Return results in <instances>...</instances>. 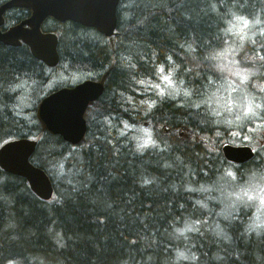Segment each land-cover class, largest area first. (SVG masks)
Instances as JSON below:
<instances>
[{
	"label": "trees",
	"instance_id": "1",
	"mask_svg": "<svg viewBox=\"0 0 264 264\" xmlns=\"http://www.w3.org/2000/svg\"><path fill=\"white\" fill-rule=\"evenodd\" d=\"M232 13L264 27V0H119L113 38L44 20L42 30L58 38L54 67L24 44L0 43V145L36 139L31 163L54 189L42 200L23 177L0 168V264H264V230L241 227L248 208L218 220L222 234L213 226L226 165L237 179L258 155L242 167L227 160L222 145L238 136L204 101L222 80L214 65L230 41ZM28 15L15 9L6 25ZM161 69L172 80L170 95L160 91ZM76 74L104 79L84 114L85 137L72 145L47 131L36 111L41 97ZM145 121L154 143L141 148L133 127ZM239 137L264 150V127Z\"/></svg>",
	"mask_w": 264,
	"mask_h": 264
},
{
	"label": "water",
	"instance_id": "2",
	"mask_svg": "<svg viewBox=\"0 0 264 264\" xmlns=\"http://www.w3.org/2000/svg\"><path fill=\"white\" fill-rule=\"evenodd\" d=\"M119 0H6L0 4V26L3 14L10 8L32 10L25 21L0 29V42L16 46L24 42L32 56L47 66H55L59 60L57 36L42 32V21L51 16L58 21L70 20L94 27L106 36L114 34L116 8ZM25 24V25H24ZM103 92V82L84 80L74 86L62 87L46 95L39 103L37 117L46 129L60 135L71 144L79 143L86 132L84 112L91 101ZM37 142L26 137L9 140L0 146V168L9 174L23 177L32 193L42 200H49L54 193L53 185L40 167L30 158ZM222 152L226 159L244 162L253 157L249 145L225 143Z\"/></svg>",
	"mask_w": 264,
	"mask_h": 264
},
{
	"label": "rangeland",
	"instance_id": "3",
	"mask_svg": "<svg viewBox=\"0 0 264 264\" xmlns=\"http://www.w3.org/2000/svg\"><path fill=\"white\" fill-rule=\"evenodd\" d=\"M243 19H238V18ZM255 20L245 26L244 21ZM257 19L244 17L238 13H232L228 19L225 30L230 34V41L225 49L221 52L223 67L215 64V69H222V80L208 91V97L205 102L208 103L209 110L214 117H220L225 126L229 127L233 134H237V139L230 142L235 144L247 143L258 155L255 161L248 168H243L239 177L236 179V167L231 163L226 165V170L218 178L215 191L218 193L222 203V209L215 211L213 226L216 232L222 234L223 231L218 227V220L233 217L242 212V209H249L250 212L243 213L244 223L241 225L242 230L249 232H260L264 230V150L258 148L253 140L247 141L240 139L239 135L251 136L257 134L264 127V27L255 23ZM257 33V34H254ZM262 41V50L254 39ZM260 58V61L257 60ZM241 72L247 79L235 73ZM74 73V72H73ZM161 71L160 91L163 94H172V84H168L163 79L166 74ZM82 74H76L70 77V82L77 81ZM246 94L251 95V100L246 99ZM191 94H188L189 97ZM252 102L254 112L245 115L243 108L249 102ZM31 106V103H26ZM259 105V107H257ZM138 134L143 135L139 139V145L150 134L148 121H145L140 127H133ZM147 130V132H145ZM248 134V135H247ZM231 171L234 175H228ZM249 171V172H247ZM228 175V176H227ZM208 200H211V190L204 189ZM247 193V194H246ZM249 196L252 198L249 199ZM205 207L208 203L203 204ZM207 209V208H205ZM244 210V211H245ZM206 223H198L197 229Z\"/></svg>",
	"mask_w": 264,
	"mask_h": 264
},
{
	"label": "snow or ice",
	"instance_id": "4",
	"mask_svg": "<svg viewBox=\"0 0 264 264\" xmlns=\"http://www.w3.org/2000/svg\"><path fill=\"white\" fill-rule=\"evenodd\" d=\"M238 19H243V18L241 17V18H238ZM247 23H248L247 21H244L245 26L247 25ZM219 67L222 68L223 65H219ZM161 71H163V69H161ZM235 74L238 75V76H241L242 79H247V77L244 76V75H242L241 72H237V73H235ZM163 79H164L165 81H167L168 84H172V80L170 79L169 76H164ZM161 93H163V89L161 90ZM185 94L188 95L189 93L186 91ZM257 107H259V105H257ZM251 112H253V107H252V102L250 101L247 105L244 106V108H243V113H244L245 115H247L248 113H251ZM145 132H147V130H145ZM151 143H154V141H152L151 136H150V134H149V135L147 136V138L144 140V143H143L142 145H140L139 147L143 148L145 145H148V144H151ZM228 175H234V174H233L231 171H229V172H228ZM246 194H247V193H246ZM251 198H252V197L249 196V199H251Z\"/></svg>",
	"mask_w": 264,
	"mask_h": 264
},
{
	"label": "flooded vegetation",
	"instance_id": "5",
	"mask_svg": "<svg viewBox=\"0 0 264 264\" xmlns=\"http://www.w3.org/2000/svg\"><path fill=\"white\" fill-rule=\"evenodd\" d=\"M13 10H15V9H12V10H10V11H8L6 14H9L11 11H13ZM31 11H29V13H30ZM6 14H5V16H6ZM68 21V20H67ZM61 22H64V21H61ZM73 22V21H72ZM76 23V22H75ZM7 24V23H6ZM4 25V26H2V29H5L6 27H7V25ZM84 26V25H83ZM85 27H88V26H85ZM257 60L258 61H260V58H258L257 57ZM247 163V162H246ZM245 163H243V164H239L240 165V167H242L243 165H244Z\"/></svg>",
	"mask_w": 264,
	"mask_h": 264
},
{
	"label": "clouds",
	"instance_id": "6",
	"mask_svg": "<svg viewBox=\"0 0 264 264\" xmlns=\"http://www.w3.org/2000/svg\"><path fill=\"white\" fill-rule=\"evenodd\" d=\"M181 257H184V253L183 252H178L177 253V259H179ZM184 258H186V257H184Z\"/></svg>",
	"mask_w": 264,
	"mask_h": 264
},
{
	"label": "bare ground",
	"instance_id": "7",
	"mask_svg": "<svg viewBox=\"0 0 264 264\" xmlns=\"http://www.w3.org/2000/svg\"><path fill=\"white\" fill-rule=\"evenodd\" d=\"M35 166V165H34ZM37 167V166H36ZM41 169V168H40ZM229 223V222H228ZM231 224V223H230ZM240 224V223H239ZM192 246V245H191Z\"/></svg>",
	"mask_w": 264,
	"mask_h": 264
}]
</instances>
